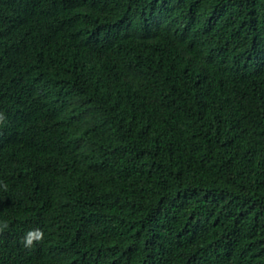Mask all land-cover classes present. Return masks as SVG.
<instances>
[{"label": "trees", "instance_id": "trees-1", "mask_svg": "<svg viewBox=\"0 0 264 264\" xmlns=\"http://www.w3.org/2000/svg\"><path fill=\"white\" fill-rule=\"evenodd\" d=\"M74 1L0 0V264H264V0Z\"/></svg>", "mask_w": 264, "mask_h": 264}, {"label": "clouds", "instance_id": "clouds-1", "mask_svg": "<svg viewBox=\"0 0 264 264\" xmlns=\"http://www.w3.org/2000/svg\"><path fill=\"white\" fill-rule=\"evenodd\" d=\"M81 4H84L80 0H75L73 4H70L69 9V17L63 20L62 27L65 32L66 39L68 41L70 40H83L88 43H90L92 46L94 45L95 48H99L98 43L93 42L94 39L100 38L99 35H96V31H98L100 28H104L105 32L104 35L107 38L111 37V34L108 32L106 27L104 26V21L100 19L99 15L90 14L88 12V9L86 12H82L77 10H74L73 6H80ZM64 5L60 7H52V14L53 17H55L56 12L62 11L64 8ZM92 16V17H91ZM21 86L17 87V89L22 94H27L30 102L32 101L29 90L30 88L27 87L26 81L24 80V85L21 84L19 81H17ZM27 92V93H26Z\"/></svg>", "mask_w": 264, "mask_h": 264}]
</instances>
